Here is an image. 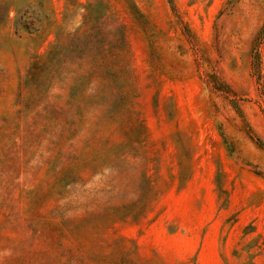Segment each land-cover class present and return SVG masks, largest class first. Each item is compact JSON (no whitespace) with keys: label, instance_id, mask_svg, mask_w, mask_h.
<instances>
[{"label":"rangeland","instance_id":"rangeland-1","mask_svg":"<svg viewBox=\"0 0 264 264\" xmlns=\"http://www.w3.org/2000/svg\"><path fill=\"white\" fill-rule=\"evenodd\" d=\"M0 264H264V0H0Z\"/></svg>","mask_w":264,"mask_h":264}]
</instances>
